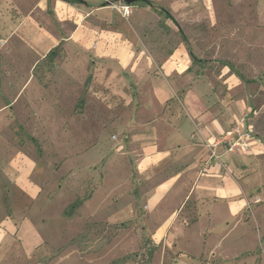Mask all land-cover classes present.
Returning a JSON list of instances; mask_svg holds the SVG:
<instances>
[{
	"label": "rangeland",
	"instance_id": "obj_1",
	"mask_svg": "<svg viewBox=\"0 0 264 264\" xmlns=\"http://www.w3.org/2000/svg\"><path fill=\"white\" fill-rule=\"evenodd\" d=\"M143 1L132 2L134 12L148 9L155 30L145 32L155 40L172 44L183 37L162 16L169 10L185 35L193 68L201 63L220 71L230 64L249 81V114H258L255 130L264 144V0ZM9 11L8 27L19 21L18 8ZM133 14L124 18L129 25ZM13 31L9 38L0 33V91L5 78L12 80L8 97L23 85L17 64L7 60L20 45ZM135 87L129 84L130 90ZM20 96L13 110H0V221L11 217L20 229L28 219L38 243L28 248V231L16 232L15 240L6 242L11 256L0 264H264V158L246 159V170L233 171L244 189L241 198L204 201L198 220H188L196 206L192 196L172 219L187 191L185 182L152 205L148 192L172 174L160 172L147 182L135 171V158L125 152L124 135L113 123L115 114L101 98L93 97L89 110L84 96L78 98L71 115L66 110L62 116L25 119L23 90ZM8 97H0V106ZM129 211L134 219L109 221ZM170 223L172 235L162 244ZM176 225L183 228L171 243Z\"/></svg>",
	"mask_w": 264,
	"mask_h": 264
},
{
	"label": "crops",
	"instance_id": "obj_2",
	"mask_svg": "<svg viewBox=\"0 0 264 264\" xmlns=\"http://www.w3.org/2000/svg\"><path fill=\"white\" fill-rule=\"evenodd\" d=\"M12 6L18 8L19 21L8 27L7 16ZM147 10L140 6L133 12L129 25L100 0L0 2V17H4L0 19V33L9 38L14 30L20 36V45H15L18 53L7 60L17 64L15 70L23 78V85L10 98L7 90L12 80H3L0 97L7 96L8 100L0 110H13L12 104L20 101L22 90L25 119L62 116L66 110L71 115L78 98L84 96L88 110L93 97L101 98L108 112L115 114L113 123H118L124 135L125 152L135 158V171L146 177L147 182L160 172L172 174L148 192L151 204L159 205L174 186L185 182L187 191L172 219L183 203L194 196L196 206L188 220H198L204 201L241 198L244 189L233 171L246 170V159L264 158L259 133L250 150L224 154L222 161L211 157L205 142L245 116L255 129L254 115L258 114H249L250 83L241 78L236 68L229 64L214 71L201 63H195L193 68L177 18L171 11L163 10L162 16L173 23L171 28L175 26L183 36L169 44L145 32L149 28L155 30L147 19ZM131 82L135 91L129 89ZM134 217L135 213L129 211L109 221L125 223ZM170 226L171 223L163 233L162 244L168 243L166 238L172 235ZM182 228L176 225L171 243ZM16 232L28 233L24 235L26 247L38 243L33 238L35 227L28 219L21 222L20 229L11 217L1 219L0 263L11 256L6 242L15 240ZM152 242L159 246L158 242Z\"/></svg>",
	"mask_w": 264,
	"mask_h": 264
},
{
	"label": "built area",
	"instance_id": "obj_3",
	"mask_svg": "<svg viewBox=\"0 0 264 264\" xmlns=\"http://www.w3.org/2000/svg\"><path fill=\"white\" fill-rule=\"evenodd\" d=\"M108 7H112L121 14L123 18H129L135 9L134 3L128 0H100ZM257 131L253 125L249 122L248 116L240 119L231 128L225 130V132L218 134L211 140L205 142L208 146L211 157L220 161L224 154H232L237 151H248L253 145V139L257 136Z\"/></svg>",
	"mask_w": 264,
	"mask_h": 264
},
{
	"label": "trees",
	"instance_id": "obj_4",
	"mask_svg": "<svg viewBox=\"0 0 264 264\" xmlns=\"http://www.w3.org/2000/svg\"><path fill=\"white\" fill-rule=\"evenodd\" d=\"M166 14H167L168 17H171V18H173V19L175 20L174 16H172L171 13L166 12ZM153 252H154V251H153Z\"/></svg>",
	"mask_w": 264,
	"mask_h": 264
},
{
	"label": "water",
	"instance_id": "obj_5",
	"mask_svg": "<svg viewBox=\"0 0 264 264\" xmlns=\"http://www.w3.org/2000/svg\"><path fill=\"white\" fill-rule=\"evenodd\" d=\"M129 2H136V1H140V0H128Z\"/></svg>",
	"mask_w": 264,
	"mask_h": 264
}]
</instances>
